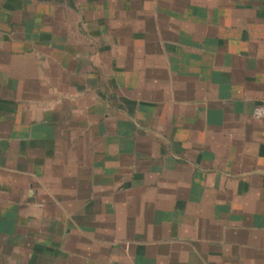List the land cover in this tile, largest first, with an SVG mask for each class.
I'll return each mask as SVG.
<instances>
[{
	"label": "crops",
	"instance_id": "1",
	"mask_svg": "<svg viewBox=\"0 0 264 264\" xmlns=\"http://www.w3.org/2000/svg\"><path fill=\"white\" fill-rule=\"evenodd\" d=\"M264 0H0V264H264Z\"/></svg>",
	"mask_w": 264,
	"mask_h": 264
},
{
	"label": "built area",
	"instance_id": "2",
	"mask_svg": "<svg viewBox=\"0 0 264 264\" xmlns=\"http://www.w3.org/2000/svg\"><path fill=\"white\" fill-rule=\"evenodd\" d=\"M252 115L256 118L264 117V101L259 102L253 107Z\"/></svg>",
	"mask_w": 264,
	"mask_h": 264
}]
</instances>
